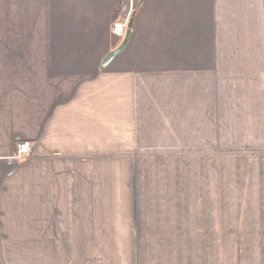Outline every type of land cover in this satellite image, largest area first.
I'll list each match as a JSON object with an SVG mask.
<instances>
[{"label": "crops", "instance_id": "0c3cea01", "mask_svg": "<svg viewBox=\"0 0 264 264\" xmlns=\"http://www.w3.org/2000/svg\"><path fill=\"white\" fill-rule=\"evenodd\" d=\"M119 238L264 264V0H0V264Z\"/></svg>", "mask_w": 264, "mask_h": 264}, {"label": "rangeland", "instance_id": "374dc122", "mask_svg": "<svg viewBox=\"0 0 264 264\" xmlns=\"http://www.w3.org/2000/svg\"><path fill=\"white\" fill-rule=\"evenodd\" d=\"M150 242V241H145ZM152 242V241H151ZM150 242V243H151ZM90 254L82 256L84 260H88L89 263L94 264H127L129 258V251L131 246L139 245V240H130L127 238L119 239H96L88 241ZM227 245L228 247H240V246H252L254 242L252 240H242L241 238H227L223 240H217V245ZM232 244V245H231ZM145 246L143 241L142 247ZM242 247V248H243ZM17 257V256H15ZM72 261L76 264L81 255H73ZM43 260V256H26L25 264L40 263ZM57 264L65 263V256H56ZM65 261V262H64ZM131 263V260H130Z\"/></svg>", "mask_w": 264, "mask_h": 264}, {"label": "built area", "instance_id": "2783aa9c", "mask_svg": "<svg viewBox=\"0 0 264 264\" xmlns=\"http://www.w3.org/2000/svg\"><path fill=\"white\" fill-rule=\"evenodd\" d=\"M130 20V12L128 11L123 17L115 19L111 24V33L117 38H124L127 24ZM30 143L28 141L20 142L16 146V157L21 159L23 154L28 152Z\"/></svg>", "mask_w": 264, "mask_h": 264}, {"label": "water", "instance_id": "95a60500", "mask_svg": "<svg viewBox=\"0 0 264 264\" xmlns=\"http://www.w3.org/2000/svg\"><path fill=\"white\" fill-rule=\"evenodd\" d=\"M130 28H131V21L129 20V22L127 24V29H126L125 36H124L123 41L121 42V44L116 49L110 51L106 55V57L104 58V60L102 62V65H104L115 53H117L118 51H120L122 49V47L125 45V43L128 40V36L130 34Z\"/></svg>", "mask_w": 264, "mask_h": 264}]
</instances>
